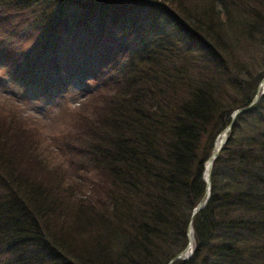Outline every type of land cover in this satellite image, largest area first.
<instances>
[{"label":"trees","instance_id":"16d2710c","mask_svg":"<svg viewBox=\"0 0 264 264\" xmlns=\"http://www.w3.org/2000/svg\"><path fill=\"white\" fill-rule=\"evenodd\" d=\"M75 8L144 10L172 29L137 30L111 64L74 57L51 73L62 21L82 25ZM0 19L33 39L4 48L0 37L15 94L57 102L75 78L87 98L79 112L57 103L71 117L52 136L65 167L0 118V264H166L186 245L215 138L261 80L264 0H0ZM191 227L192 253L171 264H264L263 94L233 119Z\"/></svg>","mask_w":264,"mask_h":264},{"label":"rangeland","instance_id":"374dc122","mask_svg":"<svg viewBox=\"0 0 264 264\" xmlns=\"http://www.w3.org/2000/svg\"><path fill=\"white\" fill-rule=\"evenodd\" d=\"M115 12L117 13L107 10L100 16L97 10L73 9L71 12L73 13L71 14L72 20L76 18V21L82 25L73 24V26L68 24L65 26V22L62 21L61 27L63 29L58 36L57 50L53 52V50L48 49L49 54L46 55V58L49 62H46L50 65L45 64L44 69L54 74H57L58 71L62 73L66 68L68 71L75 69L72 62L74 57H82L85 60L92 59L91 62H96L103 58L105 59L104 62L111 64V61L116 59L122 51L126 53V51L134 47L136 41L131 36H135L137 30L147 33L157 32L154 35H156V40H158V33H170L172 29V25L169 24L168 26L163 18H155L154 14L144 10L127 11L126 13ZM6 15L9 14L6 13ZM100 22H102L101 25ZM12 23L14 21L3 22L0 19V37H4L2 46L4 48L9 46H30L29 44L33 39L28 36L21 38L17 33L12 32ZM35 34L38 36L36 32ZM153 39L151 37L152 41ZM178 46L183 49L184 45L179 43ZM1 63L5 64V62H0V118H10L13 121L11 122L13 129L16 127L18 130H22L37 143L42 141V143L48 144L50 153L45 155L47 159L49 161L52 160L54 163H62L61 165L65 167V160L68 158L56 149L52 136L69 126L71 117L60 111L64 106L68 107L69 111L79 112L80 104L84 101L86 103V96L84 98L81 93L72 88L75 84V78L71 79L66 94L64 93L65 95H62L57 102L49 99L44 100L45 98L41 95L36 96V99L23 100L18 94H15V92L18 93V90L12 85L11 80L8 78V73L5 72L6 69L1 68ZM87 63L90 64L89 62ZM53 64L60 67L55 69L51 66ZM173 90L170 89V92H173ZM176 93L179 92H173V94ZM261 94L264 95V87ZM57 103H61L63 107L59 106L60 108H57ZM82 114L86 117L91 116V105H88L82 111ZM218 135L215 139L218 138ZM59 174L60 178L64 179L63 183L70 182L68 178L71 177L70 175L68 177L67 171L62 172L60 169ZM84 189L82 188L79 191L75 189V191L82 192ZM86 193L83 196H86Z\"/></svg>","mask_w":264,"mask_h":264},{"label":"water","instance_id":"95a60500","mask_svg":"<svg viewBox=\"0 0 264 264\" xmlns=\"http://www.w3.org/2000/svg\"><path fill=\"white\" fill-rule=\"evenodd\" d=\"M263 87H264V71H263L261 80L257 86L256 92L254 93V96L252 97L250 102L246 106L238 107L231 112L229 122L227 123V125H225L223 130L220 132V134L218 135V138L215 139V141L213 143L212 150H211L210 154L207 156L205 163H204V166H203V180L205 183L204 193H203L202 197L197 201L195 206L192 207L191 213L189 216L187 229H186V238H187L186 245L176 255L172 256L167 261L166 264H171L176 259H186L190 256V254L192 252V248H193V231H192V227H191V219H192V216L194 215V213L196 211H198L205 204V202L208 198V195H209V172H210L212 160L215 158V156L217 155L221 145L223 144L225 137H226V133H227L228 129L230 128V125H231L233 119L235 118V116L238 113L248 109L258 99L260 93L262 92Z\"/></svg>","mask_w":264,"mask_h":264}]
</instances>
